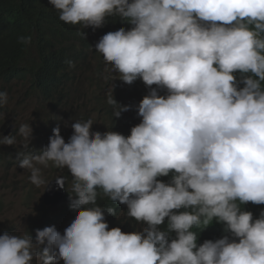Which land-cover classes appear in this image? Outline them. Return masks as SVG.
Masks as SVG:
<instances>
[{"label": "clouds", "instance_id": "1", "mask_svg": "<svg viewBox=\"0 0 264 264\" xmlns=\"http://www.w3.org/2000/svg\"><path fill=\"white\" fill-rule=\"evenodd\" d=\"M50 3L61 21L92 31L94 50L70 85L94 94L102 121L86 114L68 142L57 126L39 154L17 153L41 206L77 215L63 234L37 229L35 243L29 233L0 235V264H264V0ZM94 60L119 73L117 90L106 93L102 72L81 71ZM138 79L150 88L140 117L114 98ZM106 96L118 129L97 106ZM17 134L28 149L31 124ZM49 162L70 177L49 180ZM55 180L58 207L45 202ZM100 192L112 207L99 206ZM116 211L140 231L109 230L105 213Z\"/></svg>", "mask_w": 264, "mask_h": 264}, {"label": "trees", "instance_id": "2", "mask_svg": "<svg viewBox=\"0 0 264 264\" xmlns=\"http://www.w3.org/2000/svg\"><path fill=\"white\" fill-rule=\"evenodd\" d=\"M82 32L86 34V38L80 34ZM91 33L88 27L81 28L61 21L58 11L50 0H0V85L21 79L28 83V90L33 95L53 106H59L67 100L78 101L79 97L74 99L72 94L79 91L70 85V81L77 77L79 66L89 62V51L94 50L89 39ZM29 35L32 37L30 44L19 42L18 37ZM66 61H73L74 67H70ZM149 92L150 88L138 79L133 84H126L120 88L114 98L119 104L135 109L137 116L140 117L138 105ZM97 106L105 114L110 128H120L115 125L118 118L114 117V109L107 103V96L101 98ZM125 113L123 112L121 116ZM56 122L58 121L51 118L42 120L40 128L45 130L46 137L40 140V144L47 141L48 133ZM21 152L39 154L35 147L28 149L22 147ZM3 160V155L0 153V163ZM11 163L14 167L19 166L17 156H13ZM45 172L49 180L58 172L70 177L69 172L61 171L51 162L45 168ZM158 179L167 182L163 176ZM97 203L105 209L112 207L111 203H108L107 196L102 192L98 195ZM256 206L260 214L261 210H264V205ZM243 210L249 211V207H244ZM70 213V209L67 208L57 215L72 222L77 214ZM253 215L254 218L258 216ZM105 218L109 230L120 227L125 233L140 231L136 224L123 218L119 211H116V215H108L106 212ZM54 220L55 215L51 209L41 206V221L37 225L40 230L51 225ZM31 235L33 239L36 238L34 227L31 229Z\"/></svg>", "mask_w": 264, "mask_h": 264}, {"label": "rangeland", "instance_id": "3", "mask_svg": "<svg viewBox=\"0 0 264 264\" xmlns=\"http://www.w3.org/2000/svg\"><path fill=\"white\" fill-rule=\"evenodd\" d=\"M91 55L94 57L95 53L91 52ZM111 68L112 66L102 70L98 62L94 60L92 66L85 65L81 71L87 73L92 69L107 76V93L112 85L115 86L114 91L117 90L118 84L121 82L118 78L113 81L115 76H119V73H113ZM0 92L8 94V103L0 109V136L16 135L17 138L16 145H0V153L4 158L0 163V234L7 232L12 235L24 233L31 235L33 227L36 234V230L40 229L37 225L41 221L40 190L34 184L29 183L31 174L29 170L19 166L14 167L11 163L13 156H17L23 147L21 146L23 138L17 134L20 125L31 124L33 137L29 148L35 147L40 153L49 144V137L53 135V129L57 126L60 127L65 142H68L73 135L71 124L75 123L76 120L86 121V114L91 115L99 122L102 119L94 107L95 96L89 92L73 93L74 99L79 97L78 101L67 100L59 106L41 101L28 90V83L21 79L0 85ZM101 96H105V91L101 93ZM14 117L16 118L14 119ZM48 118L58 122L51 127L47 141L40 144V140L46 137L45 130L40 128L42 127V120ZM4 125L6 126L4 127ZM9 129L10 131L7 133ZM39 167L43 169V166ZM53 213L55 220L47 227L55 226L63 234L64 230L70 226L71 221L60 218L57 212ZM33 242H36V238L33 239ZM36 264L39 262L37 261ZM60 264H64V261L61 260Z\"/></svg>", "mask_w": 264, "mask_h": 264}, {"label": "water", "instance_id": "4", "mask_svg": "<svg viewBox=\"0 0 264 264\" xmlns=\"http://www.w3.org/2000/svg\"><path fill=\"white\" fill-rule=\"evenodd\" d=\"M5 126L6 125H4V127ZM9 131H10V129L7 131V133H9ZM60 189L61 188L57 184L56 180L53 181V183L50 186V189L47 191V193L45 195V202L48 205H52L53 207H58L59 206V200H60V198L62 196V193H63V189L61 191H59Z\"/></svg>", "mask_w": 264, "mask_h": 264}]
</instances>
